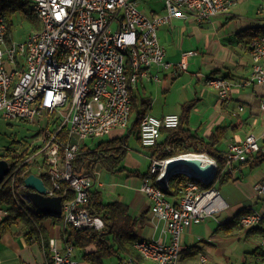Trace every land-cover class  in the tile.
Listing matches in <instances>:
<instances>
[{
	"label": "built area",
	"instance_id": "1",
	"mask_svg": "<svg viewBox=\"0 0 264 264\" xmlns=\"http://www.w3.org/2000/svg\"><path fill=\"white\" fill-rule=\"evenodd\" d=\"M29 2L39 26L22 41L7 37L8 24L0 15V116L37 120L39 124L51 116L59 124L52 132L47 129L48 135H42L39 141L41 146L12 168V194L23 212L31 217L36 215L39 211L28 200L24 181L16 183V175L24 162H45L50 183L44 194L61 196L62 224L74 229L101 230L105 223L90 211L88 202L96 178L84 169L73 170L71 160L77 149L88 138L107 137L125 129L131 109L130 88L144 77L160 81L159 72L174 66L159 41V27L170 25L175 18L192 17L197 23L210 21L227 12L233 0H162L164 12L153 16L139 9L138 0ZM195 54L193 50L183 51L175 64L178 70H185L188 59ZM249 55L250 74L242 84L261 86L258 107L264 115V34L250 40ZM205 81L219 98L229 95L232 82L227 78L208 75ZM178 123L177 113L161 117L147 113L140 122V144L155 145L161 128H173ZM63 129L68 137L64 145L58 141ZM262 129L260 135L249 132L227 145L224 171L235 170L260 149L264 123ZM170 158L153 156L148 173L154 179L144 178L140 185L150 201L151 214L165 222L170 235L166 242L140 238L135 241L136 251L150 264H177L182 231L213 217L226 206L217 187H203L214 176L203 182L183 173L186 180L182 195L176 201L168 199L165 189L169 179L162 175ZM9 171L10 166L7 174ZM39 171L38 168L33 174L39 176ZM64 181L67 191L60 193ZM253 190L257 196H263L264 180L255 182ZM7 214V206L0 204V222ZM238 215V223L244 229L262 226L260 246L264 249V208L248 207ZM39 242L43 259L25 264H81L72 245L61 247L55 237L47 241L41 238ZM260 261L264 263V253ZM120 264L136 261L128 258Z\"/></svg>",
	"mask_w": 264,
	"mask_h": 264
},
{
	"label": "crops",
	"instance_id": "2",
	"mask_svg": "<svg viewBox=\"0 0 264 264\" xmlns=\"http://www.w3.org/2000/svg\"><path fill=\"white\" fill-rule=\"evenodd\" d=\"M160 1V5L148 6L149 14L143 9L141 10L149 16L162 14L164 6L162 0ZM228 12L229 10L214 16L210 21L201 23L195 22L192 17L175 18L170 25L159 27L157 32L159 41L165 48L166 58L174 66L167 71L159 72L160 81L144 77L132 86V92L136 97L150 98L151 105L148 113L154 116L161 117L167 113L180 115L184 110V105L192 102L188 113L189 128L206 137L217 127H224V137L216 145L222 150L226 149L230 142L253 132L256 126H263L264 123V115L258 107L261 86L242 84L250 74L249 52L243 61L244 57L241 54L242 51L245 52L243 48L241 49V46L238 45L239 49L236 50L237 46L233 41L228 40L230 44L227 45L228 42L222 40V36H229L231 32L234 35L239 29L255 24H248L244 21L234 25L232 30H224L225 23L233 17H225ZM223 20L225 21L223 22ZM231 21L233 22V20ZM188 50H193L196 54L188 59V66L185 70H178L175 64L180 60L181 53ZM185 73H188L189 76H185ZM212 74L225 77L232 82L229 95L226 98H219L216 90L206 84L205 77ZM180 81L181 86L178 85ZM138 84L142 87L141 92ZM179 87L180 89L175 91ZM174 94L177 95L176 101L171 98ZM261 133L262 131L256 134L260 135ZM131 136L136 142L137 150L143 153L150 164L152 156L146 148L147 146H142L135 136ZM162 137L163 134L160 135L158 141ZM149 164L145 171H138L139 160L134 157L129 147L124 158L126 169L115 173L107 171L104 175L101 174L102 168L97 169L94 186L101 190L104 201L118 200L127 204L128 213L137 218L135 227L137 238L166 242L170 235L165 228V222L151 214L150 201L140 190L144 178L130 173L131 170L141 174L146 173ZM243 168L238 164L235 170L231 171L237 179H229L217 187L226 206L216 212L213 217L192 224L182 231L177 264H222L223 261L228 262L230 260L228 252L236 242L241 243L242 264H255L261 260L264 253V249L260 246L262 226L250 229H244L239 224L232 229L229 226L235 216L244 209L255 207L253 197L257 195L253 190V185L259 180H264L262 179L264 175L260 171L247 174V180L241 179L242 175L238 176L237 173L243 174ZM263 208L264 204L256 207V209ZM62 226L64 227L61 222L51 225L52 235H49V238H57L61 247L64 245L59 236ZM222 226H226V228ZM7 232L9 231L0 235V241L6 236L5 234L11 233ZM22 235L24 236L23 233ZM9 238L11 239V236ZM25 241V246L19 247L18 243H15V246L10 247L18 264L41 261L43 252L40 240L30 234ZM73 251L75 252V248ZM76 256L79 257V254ZM111 257L115 258L114 264H120L117 256L113 255L108 258ZM136 264H150V262L142 259Z\"/></svg>",
	"mask_w": 264,
	"mask_h": 264
},
{
	"label": "trees",
	"instance_id": "3",
	"mask_svg": "<svg viewBox=\"0 0 264 264\" xmlns=\"http://www.w3.org/2000/svg\"><path fill=\"white\" fill-rule=\"evenodd\" d=\"M18 14L22 18H29L32 21H36V16L31 11L29 0H0V15L7 21L8 38L12 35L13 18ZM263 34L264 24L249 25L236 31L233 39L237 45H240L248 53L250 40ZM130 97L131 109L128 125L123 129L124 132L123 130L116 131L117 133L113 132L108 137L97 141L93 146L85 142L82 143L77 149L74 158L71 160L73 170L84 169V171L95 178V171L100 168L111 173L126 169L124 166V158L129 149V138L133 135L140 142V122L148 113L151 105L149 97H136L132 92V88H130ZM191 105L192 102L184 105V110L179 115V123L176 127L161 128V134H163L162 139L157 141L155 145L146 147L150 155L152 157L156 155L162 158H169L188 153L207 154L215 160L217 168L213 180H210L203 187H219V185L229 179H237L232 175L231 171L223 170L225 149L222 150L216 146L224 137V127H217L206 137L198 134L197 131H192L188 126V113ZM47 117L45 121L40 123L41 127L39 130L43 135H48L46 130L48 129L49 132H52L59 124L58 120L52 119L51 116ZM120 132L123 133L120 134ZM67 140V130L63 129L59 133L58 141L64 145ZM40 146L41 143H36L20 151L8 148L3 154H0V158L7 160L10 166L9 173L0 182V204L6 205L8 210L6 218L0 222V235L6 231H10L12 224H22L20 232L24 234L25 239L30 234H33L36 239L40 240V238H43L47 241L49 235L46 226L43 224V218H49L51 225L61 222V216L48 213L38 212L31 217L19 208L12 194L10 176L12 168L18 166L26 156L32 154ZM263 161L264 137L261 139L260 149L251 153L239 165H247L249 169H253L258 167ZM38 168L40 169L39 177L48 186L50 182L46 173L47 164L42 161L40 163L39 160L21 164L17 171L16 183H22L27 175L36 173ZM130 173H134L143 178L150 177L152 180L154 179V176H150L148 171L141 174L131 170ZM171 177L168 181L169 187L165 189V194L168 199L176 201L182 195V186L186 177L184 175V178L177 181H172ZM65 189L67 191V182L64 181L61 184L60 193ZM69 196H71V192ZM88 202L90 211L103 219L105 227L101 230H95L92 228L74 229L71 226H62L59 235L64 245L70 244L80 252L78 258H80L81 264H103V259L113 255L118 257L119 262L127 258L134 259L136 262L142 260L134 247V243L138 239L135 235L137 218L132 217L128 213L127 204L118 200L104 201L101 190L94 185L89 190ZM238 216L236 215L231 223H229L231 229L239 224ZM222 227L226 228V226Z\"/></svg>",
	"mask_w": 264,
	"mask_h": 264
},
{
	"label": "rangeland",
	"instance_id": "4",
	"mask_svg": "<svg viewBox=\"0 0 264 264\" xmlns=\"http://www.w3.org/2000/svg\"><path fill=\"white\" fill-rule=\"evenodd\" d=\"M160 0H138V7L139 9H143L147 14H149L148 6L149 5H160ZM223 14V13H222ZM228 15L225 17L233 16L232 19L228 20L225 23L224 30H232V27L236 25L237 23H241L246 21L248 24H257V25H263L264 24V0H234L230 6H229V12ZM220 15V14H219ZM233 20V22L231 21ZM225 20H223L224 22ZM39 25V21H32L29 18H22L19 14L16 15L13 18V26H12V35L11 37L15 41H22L36 26ZM228 35V34H227ZM222 36V40L224 42H228V40L233 41L235 45L237 46L235 49L238 50V45L236 44V41L233 39L235 35L231 32L229 36ZM230 41V42H231ZM230 42L227 43V45L230 44ZM242 49V48H241ZM242 51V50H240ZM244 58H242L243 61H245L246 55L248 56L247 52H241ZM185 76H189L188 73H185ZM214 76H219L217 74H212ZM145 83V82H144ZM155 84V83H154ZM139 85L140 92L142 91V87ZM178 85L181 86V81L178 82ZM148 88V86H147ZM179 88L175 89L177 91ZM177 95L174 94L173 97H171L173 100L176 101ZM41 125L37 122V120H26L23 118H3L0 116V154H3L6 149L11 148L15 149L16 151H20L26 147H29L30 145H34L36 143H39L42 137V132H40ZM262 126H256L253 130L254 133H260L262 131ZM242 131H244V128H242ZM106 138L105 136L96 137L92 139H86L84 140L85 143H87L90 146H93L97 141ZM129 147L130 151L133 153L134 157L139 160V165L137 168L138 171H145L147 169V166L149 164V160L143 155V153L139 150H137L136 142L133 139V137H130L129 140ZM243 174H240V172L237 173L238 176L241 177L243 180H247V174L255 173V172H261L264 175V161L260 163V165L256 168L249 169L247 165L243 166ZM133 169V168H131ZM107 171L102 168L101 174L104 175ZM244 176V177H243ZM186 177V176H185ZM264 177V176H262ZM172 181H177L181 178H184L183 173H178L172 175ZM194 180H197V178H193ZM264 179V178H262ZM254 206L253 208H256L257 206H261L264 204V195L263 196H254L253 197ZM43 224L47 228L48 235H52L51 231V225H50V219L45 217L43 218ZM22 229V224H12L10 226V231L5 234L6 236L0 241V264L2 261V264H18V260L15 258L14 253L11 251L10 247L15 246V243H18L19 247L25 246V239L22 233L20 234V231ZM11 236V239L9 238ZM14 240V241H13ZM16 241V242H15ZM241 243H234L231 246L230 251L228 254H230V260L228 262L223 261L222 264H242L241 260ZM74 252V251H73ZM76 255L80 254L75 249L74 252ZM115 258H105L103 259L104 264H114ZM255 264H264L262 261L255 262Z\"/></svg>",
	"mask_w": 264,
	"mask_h": 264
},
{
	"label": "water",
	"instance_id": "5",
	"mask_svg": "<svg viewBox=\"0 0 264 264\" xmlns=\"http://www.w3.org/2000/svg\"><path fill=\"white\" fill-rule=\"evenodd\" d=\"M179 165H185L191 173H185L176 170ZM161 167L160 164H157ZM9 170V164L4 158H0V182ZM185 173L203 182H208L216 173V165L214 160L210 158L209 162L203 163L197 157H190L187 154L171 157L163 170V178L169 179L172 174ZM24 185L27 187L26 194L31 204L41 213H48L59 216L61 211V196L45 195L46 185L44 181L37 175L31 173L24 179Z\"/></svg>",
	"mask_w": 264,
	"mask_h": 264
},
{
	"label": "bare ground",
	"instance_id": "6",
	"mask_svg": "<svg viewBox=\"0 0 264 264\" xmlns=\"http://www.w3.org/2000/svg\"><path fill=\"white\" fill-rule=\"evenodd\" d=\"M187 155L190 156V157H197L203 163L210 161V157L207 154H205V153H188ZM176 170H181V171H183L185 173H191V170L187 166H185V165H179V166H177L176 167Z\"/></svg>",
	"mask_w": 264,
	"mask_h": 264
}]
</instances>
